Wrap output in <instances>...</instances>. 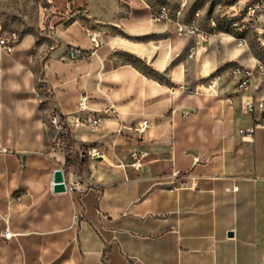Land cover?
I'll return each mask as SVG.
<instances>
[{"label": "crops", "instance_id": "0c3cea01", "mask_svg": "<svg viewBox=\"0 0 264 264\" xmlns=\"http://www.w3.org/2000/svg\"><path fill=\"white\" fill-rule=\"evenodd\" d=\"M24 6L32 29L9 30L5 13L15 9L0 0V37L17 36L11 53L0 46V264H264V128L241 134L259 116L241 102L264 99V76L240 90L231 74L254 67L253 57L211 36L189 58L195 37L153 20L145 0ZM71 45L86 56L67 58ZM53 112L70 124L103 119L72 126L67 148L48 157ZM64 163L69 186L91 181L84 192H54ZM192 175L197 188L182 186Z\"/></svg>", "mask_w": 264, "mask_h": 264}, {"label": "built area", "instance_id": "2783aa9c", "mask_svg": "<svg viewBox=\"0 0 264 264\" xmlns=\"http://www.w3.org/2000/svg\"><path fill=\"white\" fill-rule=\"evenodd\" d=\"M226 1L227 0H224V2ZM228 7L229 9L227 11H222L221 20L217 21L211 19L208 21L209 29H202L200 27V17L202 15L200 9L193 13V16L188 22H184L178 18L183 16V8L173 10L172 12L168 5H159L157 8L152 7V19L155 21H170L175 25L178 35L195 37V41L189 48V58H194L197 55L199 47L208 44L210 36L214 34H226L233 40L235 46L239 48L249 49L250 44H255L260 55H252L254 67H246L239 64L231 66V74L236 80L237 87L240 90H246L252 85L255 76H264V0H233L232 3L228 4ZM99 35L100 34L96 30H89L88 36L95 46H97L96 41ZM16 40V33L11 34L10 40H8L6 36H2L0 37V46L6 52L11 53L14 47L13 44ZM85 56L86 50L78 46L71 45L67 49V58L70 60L82 59ZM88 101L89 98L86 95L80 97L79 110L81 112H87ZM241 106L246 114L254 116L259 112V116L253 124L249 128L241 130L243 136L252 137L257 129L264 128V99H255L253 96H248L242 100ZM192 112H195V109L185 111L184 114L186 115ZM102 119L103 115L95 112L85 116L75 117L73 123L70 124L67 119L53 112L49 120L50 124L57 130V137L50 153L46 155L52 157V153L64 151L67 148L68 137L72 126L82 125L96 128L100 125ZM148 127L149 121L145 119L139 126H136L134 130L138 136H143ZM87 153L94 158L103 157V152L100 150L91 151L88 149ZM85 156V152H81L79 158L82 159ZM132 158L135 159L132 165L138 168L140 166L139 161L141 159V154L132 152ZM60 169L63 171L66 190L70 192L82 193L92 184L90 180L84 179L77 181L73 186H69L67 183V176L70 170L67 167V163H64ZM180 174L181 172L176 170L170 174V177L177 178ZM182 186L193 189L197 188L198 176L192 175V179L190 181H183ZM12 236V232L5 229L4 237L10 239Z\"/></svg>", "mask_w": 264, "mask_h": 264}, {"label": "rangeland", "instance_id": "374dc122", "mask_svg": "<svg viewBox=\"0 0 264 264\" xmlns=\"http://www.w3.org/2000/svg\"><path fill=\"white\" fill-rule=\"evenodd\" d=\"M153 8H157L159 5H168L170 10H177L183 8L182 17H178L181 21L188 22L193 13L200 9L202 15L200 17V27L202 29H209L208 21L215 19L217 21L221 20L222 11H227L229 9L228 4L232 3L233 0H145ZM226 3V4H225ZM3 4H6V8L13 7L15 11L9 10L5 13L6 26L9 30L15 29H32V27H27L35 21V14L25 11L27 14L25 16L24 10V0H3ZM227 5V6H226ZM210 24V23H209ZM213 33V32H212ZM212 36H227L226 34L218 35L214 34ZM211 37V36H210ZM247 56L260 55L259 50L255 44H250V48L246 49ZM7 255V254H5Z\"/></svg>", "mask_w": 264, "mask_h": 264}, {"label": "water", "instance_id": "95a60500", "mask_svg": "<svg viewBox=\"0 0 264 264\" xmlns=\"http://www.w3.org/2000/svg\"><path fill=\"white\" fill-rule=\"evenodd\" d=\"M54 192L66 191V185L64 183L63 171L59 168L54 172ZM229 236H233V232L228 233Z\"/></svg>", "mask_w": 264, "mask_h": 264}]
</instances>
